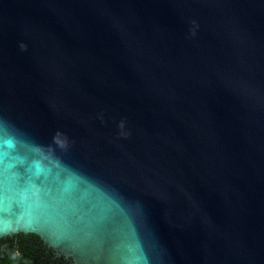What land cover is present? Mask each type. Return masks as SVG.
I'll return each mask as SVG.
<instances>
[{
	"label": "water",
	"instance_id": "obj_1",
	"mask_svg": "<svg viewBox=\"0 0 264 264\" xmlns=\"http://www.w3.org/2000/svg\"><path fill=\"white\" fill-rule=\"evenodd\" d=\"M70 264H264V0H0V239Z\"/></svg>",
	"mask_w": 264,
	"mask_h": 264
},
{
	"label": "trees",
	"instance_id": "obj_2",
	"mask_svg": "<svg viewBox=\"0 0 264 264\" xmlns=\"http://www.w3.org/2000/svg\"><path fill=\"white\" fill-rule=\"evenodd\" d=\"M42 241L34 234L0 239V264H42Z\"/></svg>",
	"mask_w": 264,
	"mask_h": 264
},
{
	"label": "flooded vegetation",
	"instance_id": "obj_3",
	"mask_svg": "<svg viewBox=\"0 0 264 264\" xmlns=\"http://www.w3.org/2000/svg\"><path fill=\"white\" fill-rule=\"evenodd\" d=\"M44 263L42 264H70L64 257H59L52 249L43 246L40 250Z\"/></svg>",
	"mask_w": 264,
	"mask_h": 264
}]
</instances>
